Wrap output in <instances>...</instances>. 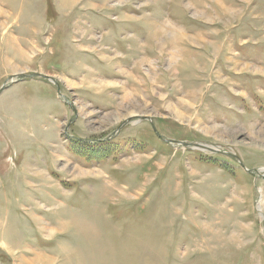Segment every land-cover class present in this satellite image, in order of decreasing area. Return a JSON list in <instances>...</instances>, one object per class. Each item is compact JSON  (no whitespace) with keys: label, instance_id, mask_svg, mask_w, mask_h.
<instances>
[{"label":"rangeland","instance_id":"rangeland-1","mask_svg":"<svg viewBox=\"0 0 264 264\" xmlns=\"http://www.w3.org/2000/svg\"><path fill=\"white\" fill-rule=\"evenodd\" d=\"M0 264H264V0H0Z\"/></svg>","mask_w":264,"mask_h":264},{"label":"water","instance_id":"water-1","mask_svg":"<svg viewBox=\"0 0 264 264\" xmlns=\"http://www.w3.org/2000/svg\"><path fill=\"white\" fill-rule=\"evenodd\" d=\"M27 78H44V79H49V78H47L46 76H44V75H35V74H33V75H28V76H23L22 77V79H19V80H24V79H27ZM50 81H52L53 82V79H49ZM17 81V80H16ZM15 82V81H14ZM14 82H12V83H14ZM57 86H58V88H59V90H60V86L57 84V83H55ZM5 88H6V86H4V88L1 90V92L3 91V90H5ZM65 100H67V99H65ZM117 135V134H116ZM171 142V141H170Z\"/></svg>","mask_w":264,"mask_h":264},{"label":"bare ground","instance_id":"bare-ground-1","mask_svg":"<svg viewBox=\"0 0 264 264\" xmlns=\"http://www.w3.org/2000/svg\"><path fill=\"white\" fill-rule=\"evenodd\" d=\"M44 259H48V258L40 254V255H38V258L36 260H32V262H34V263L43 262Z\"/></svg>","mask_w":264,"mask_h":264},{"label":"flooded vegetation","instance_id":"flooded-vegetation-1","mask_svg":"<svg viewBox=\"0 0 264 264\" xmlns=\"http://www.w3.org/2000/svg\"><path fill=\"white\" fill-rule=\"evenodd\" d=\"M76 137V136H75ZM69 140L70 141H73V142H80V141H77V140H74V139H72V137H69ZM86 143H91V144H94V143H96V140H87V141H85ZM82 143H84V142H82Z\"/></svg>","mask_w":264,"mask_h":264},{"label":"trees","instance_id":"trees-1","mask_svg":"<svg viewBox=\"0 0 264 264\" xmlns=\"http://www.w3.org/2000/svg\"><path fill=\"white\" fill-rule=\"evenodd\" d=\"M111 143L112 142H107L108 145L111 144ZM78 144L83 145V146H86V147H90L91 146V145H89L87 143H81V142H79ZM86 147H84V148H86Z\"/></svg>","mask_w":264,"mask_h":264}]
</instances>
